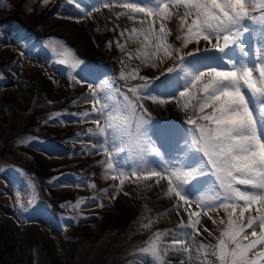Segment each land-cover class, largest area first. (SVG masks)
<instances>
[{
  "label": "rangeland",
  "instance_id": "rangeland-1",
  "mask_svg": "<svg viewBox=\"0 0 264 264\" xmlns=\"http://www.w3.org/2000/svg\"><path fill=\"white\" fill-rule=\"evenodd\" d=\"M125 3L155 8L158 0H0V264H219L211 251L227 228V214L217 208L205 215L199 205L222 202L223 190L187 122L197 114L192 97L200 93H179L209 68L248 66L258 79L264 17L257 9L253 18H243L234 26V42L220 50L202 38L183 42L182 8L170 9L171 19L162 21L133 13ZM15 10L22 18L35 13L30 30L10 18ZM162 22L170 35L161 43L172 46L167 55L156 50L154 37L145 40L146 29L158 31ZM102 45L112 51L116 70L86 58L90 47ZM242 92L264 140V96L246 87ZM94 106H105L104 115ZM31 113L35 119L28 123ZM108 117L122 129L98 134L97 120L104 126ZM50 133L58 139L45 137ZM39 160L49 174L42 183L27 168ZM80 161L89 167L50 174ZM177 170L192 173L178 185L187 205L168 192L169 171ZM41 188L56 197L72 192L73 199L56 210ZM217 194L221 201L209 199ZM239 211L237 223L255 215L249 209L239 217ZM190 213L199 218L195 230L188 226ZM124 216L128 223L122 225Z\"/></svg>",
  "mask_w": 264,
  "mask_h": 264
},
{
  "label": "snow or ice",
  "instance_id": "snow-or-ice-1",
  "mask_svg": "<svg viewBox=\"0 0 264 264\" xmlns=\"http://www.w3.org/2000/svg\"><path fill=\"white\" fill-rule=\"evenodd\" d=\"M107 6L108 4L105 3L104 7ZM123 7L133 13H144L146 17L158 16L162 21L171 19L170 9L182 8L180 28L186 33L183 36V42L187 44L196 38L199 44L202 38L204 44L215 41L211 43V47L220 50L234 42L239 34L234 30V26L238 25L243 18L250 16L256 9H259L260 15L264 17V0H251V2L250 0H168V2L158 0L155 8L140 7L137 3H125ZM189 17L191 19L185 29L184 24ZM135 31L133 29V32ZM146 32L145 40L148 36L154 37L156 50H162L165 55L169 54L168 49L172 46L161 43L170 35L163 22L158 31L149 27ZM176 38L181 39V36L178 35ZM220 41L223 43L221 44ZM201 48L205 47H196L195 51ZM254 70L248 66L233 67L231 70L209 68L195 74L190 85L179 93L182 98L188 96L190 88H195L200 93L198 97H192L197 101V114L195 118H189L187 122L193 126L194 144L207 157L211 170L223 190L222 202L214 205L211 202L201 201L199 205L207 209L205 215L209 211L215 212L217 208H222L227 214V228L211 251V255L218 259L219 264H264V140L258 134L257 127L254 128L249 120V112L252 117L253 113L242 92V87H246L253 96H264V63L259 64L258 79L253 77ZM167 71H172V68H168ZM141 79L144 78L141 77ZM135 91L136 89H133V92ZM92 95L95 97V90ZM187 106L185 104V108ZM132 107L135 108V105ZM206 109L211 110L205 111ZM261 109L264 111V105ZM93 111L103 116L105 106L99 108L94 106ZM84 115L89 114L84 113ZM107 120L104 126H101L97 120L98 134H104L109 128L122 129L120 124L112 122V117H108ZM127 120L128 118L125 117L124 123H127ZM100 147L103 148L104 145ZM104 150L107 152L106 148ZM151 151L157 152V149L152 148ZM105 163L109 169L113 167L110 161ZM225 171L230 172L231 175L226 176ZM149 175L161 177L160 172H151ZM169 175L171 179L168 182V192L178 197L184 205L189 204L188 199L178 190V185L192 173L177 170L169 171ZM222 181L231 184L228 193L225 192ZM173 184H175L174 187ZM237 184L250 186L251 190H241L236 186ZM209 199L221 201V196L217 194ZM240 201H243V205L238 203ZM254 205L258 206L253 208ZM179 207L178 202L177 208ZM238 207L240 208L239 217H244L249 209H253L255 215L250 213L246 224L237 223L234 213ZM198 223L199 218L190 213L188 226L195 230ZM257 227L259 232L256 230ZM245 228L251 229L250 234L245 233ZM174 244L182 246L181 241H174ZM229 244L232 247H229ZM203 247L201 245L200 249ZM183 251L187 252L188 249L183 248ZM207 255L208 253H205V256Z\"/></svg>",
  "mask_w": 264,
  "mask_h": 264
},
{
  "label": "trees",
  "instance_id": "trees-1",
  "mask_svg": "<svg viewBox=\"0 0 264 264\" xmlns=\"http://www.w3.org/2000/svg\"><path fill=\"white\" fill-rule=\"evenodd\" d=\"M256 11H257V9L254 12H256ZM254 12L250 16H248V17L249 18H253ZM34 14L35 13H31L30 16L27 15L28 18H22V17H20V14H19L18 10H15L14 12L12 11L10 13V18H12L14 21H16V23H18V25H20V27L23 30L28 31L35 24L34 23V19L31 20V18L35 16ZM43 14H44V11L41 14V16ZM35 33L37 34V32H35ZM100 35L101 34H99V36ZM88 52L89 53L88 54H85V56L90 61H93L94 63L100 64V65L101 64L102 65H105V66H107L109 68H112L113 70L114 69L116 70V62L113 59V53H112V51L108 47L102 45L99 49H97L95 46H93V47H90V49L88 50ZM28 119H29L28 120V123L29 122L32 123V120L34 121V119H35V114L34 113H31L29 115ZM30 119H31V121H30ZM65 132H69V131H65ZM65 132H64L65 135H68L70 133L69 132L67 134ZM45 137H47V138H49L51 140H57L58 139L57 133L56 134L50 133V135L45 134ZM85 163H86V161H85ZM88 167L89 166H87L82 161H80V162L73 163V164H66V166H64L62 168L54 169L53 171L50 170V171H52L50 174L51 175L61 174V173H63L62 171H77V170H81V169L84 170V169H87ZM27 168H28V170L30 172L34 173L38 177L40 183H42V181H43V179H45V176L46 175H49L48 173H46V170L44 172V170H43L44 169V166H43V162L41 160H39V162L37 161L36 162V165L33 164V163H29L28 162ZM90 168H91V165H90ZM58 179H63V177L61 176V177L57 178V180ZM41 191H42V194H44V189L43 188H41ZM51 193H52L51 196L46 195V194H44V196L49 200L50 205H52V207L54 209H56V210L62 208L60 206V204H62L66 199H73V193L72 192H69V194H67V195H62V196H57V197L53 194V192H51ZM127 220H128V216H124L123 219H122V221H124L123 222L124 224L122 223V225H125L126 223H128ZM195 240L196 239H194V241ZM200 243L201 242H198V245L199 246H200Z\"/></svg>",
  "mask_w": 264,
  "mask_h": 264
},
{
  "label": "clouds",
  "instance_id": "clouds-1",
  "mask_svg": "<svg viewBox=\"0 0 264 264\" xmlns=\"http://www.w3.org/2000/svg\"><path fill=\"white\" fill-rule=\"evenodd\" d=\"M249 120H250V122L252 123L253 127L255 128V126H256V125H255V119L252 117V115H251L250 112H249ZM225 175H226V176H230L231 173L225 171ZM222 182L224 183V186H225V192L228 193L229 190H230V188H231V184L228 183V182H226V181H222Z\"/></svg>",
  "mask_w": 264,
  "mask_h": 264
},
{
  "label": "water",
  "instance_id": "water-1",
  "mask_svg": "<svg viewBox=\"0 0 264 264\" xmlns=\"http://www.w3.org/2000/svg\"><path fill=\"white\" fill-rule=\"evenodd\" d=\"M55 7V4H54V6H52L47 12H46V14L44 15V19L45 18H47L48 16H50L53 12H54V8Z\"/></svg>",
  "mask_w": 264,
  "mask_h": 264
},
{
  "label": "bare ground",
  "instance_id": "bare-ground-1",
  "mask_svg": "<svg viewBox=\"0 0 264 264\" xmlns=\"http://www.w3.org/2000/svg\"><path fill=\"white\" fill-rule=\"evenodd\" d=\"M73 31V30H72ZM65 32H67V33H69L70 31L67 29H65ZM72 37H74V39L76 38V36L74 35V33L73 32H71V33H69Z\"/></svg>",
  "mask_w": 264,
  "mask_h": 264
}]
</instances>
